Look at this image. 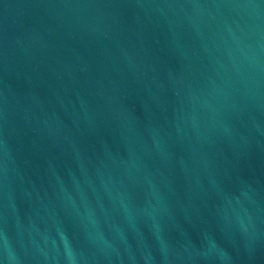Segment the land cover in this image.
Returning <instances> with one entry per match:
<instances>
[{
	"label": "water",
	"instance_id": "95a60500",
	"mask_svg": "<svg viewBox=\"0 0 264 264\" xmlns=\"http://www.w3.org/2000/svg\"><path fill=\"white\" fill-rule=\"evenodd\" d=\"M0 238L264 264V0H0Z\"/></svg>",
	"mask_w": 264,
	"mask_h": 264
}]
</instances>
